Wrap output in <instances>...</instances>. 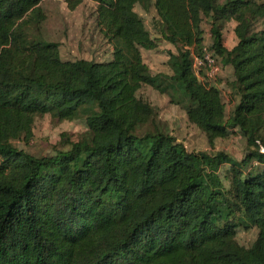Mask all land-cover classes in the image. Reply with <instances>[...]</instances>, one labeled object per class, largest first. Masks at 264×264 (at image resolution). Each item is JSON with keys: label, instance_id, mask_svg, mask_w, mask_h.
I'll use <instances>...</instances> for the list:
<instances>
[{"label": "trees", "instance_id": "1", "mask_svg": "<svg viewBox=\"0 0 264 264\" xmlns=\"http://www.w3.org/2000/svg\"><path fill=\"white\" fill-rule=\"evenodd\" d=\"M42 1L0 0V264H264V0H91L112 47L106 62L63 60L57 43L30 35ZM135 6L153 8L157 32L178 47L169 64L188 122L209 143L238 130L242 159L137 132L153 116L137 92L157 87L141 50L157 45ZM203 19L209 48L232 69L228 118L220 90L192 71ZM82 106L86 138L40 157L14 145L35 117L72 120ZM247 225L257 236L244 247L235 233Z\"/></svg>", "mask_w": 264, "mask_h": 264}, {"label": "rangeland", "instance_id": "2", "mask_svg": "<svg viewBox=\"0 0 264 264\" xmlns=\"http://www.w3.org/2000/svg\"><path fill=\"white\" fill-rule=\"evenodd\" d=\"M74 1V0H71ZM80 1L70 7L66 0H43L40 8L45 19L39 23V30L33 25L28 29L30 35L47 42L58 44L59 54L63 60L85 59L94 62H106L111 59L112 47L99 32L96 20V4L91 0ZM225 0H218L223 3ZM135 11L141 16L145 28L156 41L153 50H141L142 57L151 75L156 76V86L144 84L137 92L138 98L148 103L153 109V116L137 129L139 134L145 131H160L173 136L190 152L215 153L226 152L231 158L240 160L246 150L245 138L238 130L228 137L216 139L209 143L205 134L188 122L186 108L189 100L181 86L172 79L170 68L171 54H176L178 47L163 40L156 30V14L153 8L144 12L139 6ZM228 21L224 24L227 28ZM156 27V28H155ZM202 43L210 44V23L201 22ZM231 29V27H230ZM229 37V35H228ZM194 51V50H193ZM195 52V51H194ZM223 66L224 77L219 85L221 100L225 106V118L231 112L232 95L227 84L232 80V69ZM219 84V81L217 82ZM234 99V98H233ZM87 106H82L72 120H61L50 115L37 116L34 119L32 135L29 138L20 137L13 141L18 149L34 156H49L55 151L67 148L69 143L79 141L88 136L85 119ZM264 133V131H263ZM225 165L222 170L227 168ZM221 170V171H222ZM257 236V229L251 226H240L236 229L235 240L244 247H249Z\"/></svg>", "mask_w": 264, "mask_h": 264}, {"label": "built area", "instance_id": "3", "mask_svg": "<svg viewBox=\"0 0 264 264\" xmlns=\"http://www.w3.org/2000/svg\"><path fill=\"white\" fill-rule=\"evenodd\" d=\"M192 54V71L202 81L214 83L217 81L222 72V65L218 57L209 48L202 43L199 53L191 50ZM258 151L264 154V146L258 142Z\"/></svg>", "mask_w": 264, "mask_h": 264}, {"label": "crops", "instance_id": "4", "mask_svg": "<svg viewBox=\"0 0 264 264\" xmlns=\"http://www.w3.org/2000/svg\"><path fill=\"white\" fill-rule=\"evenodd\" d=\"M234 26H235V23L233 21H231L227 24V28L224 27L222 30L223 45L228 50H230L236 44V37H235L234 32H233ZM230 27H231V29H230ZM228 35H229V37H228ZM224 68H227V67L224 66ZM222 77H224L223 71L219 75L217 81L214 83H211V84L216 86L219 89V85L220 86L222 85V81H221ZM218 81H219V84L217 83ZM236 100H237L236 98H234V99L232 98L231 107L234 106V104L236 103Z\"/></svg>", "mask_w": 264, "mask_h": 264}]
</instances>
